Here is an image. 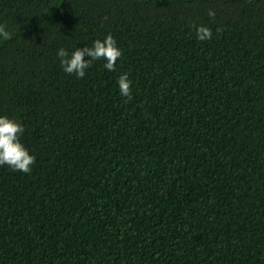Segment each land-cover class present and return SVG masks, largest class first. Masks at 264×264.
<instances>
[{"label": "trees", "instance_id": "obj_1", "mask_svg": "<svg viewBox=\"0 0 264 264\" xmlns=\"http://www.w3.org/2000/svg\"><path fill=\"white\" fill-rule=\"evenodd\" d=\"M0 24L35 157L0 166V264H264V0H0ZM107 33L113 70L63 71Z\"/></svg>", "mask_w": 264, "mask_h": 264}, {"label": "clouds", "instance_id": "obj_2", "mask_svg": "<svg viewBox=\"0 0 264 264\" xmlns=\"http://www.w3.org/2000/svg\"><path fill=\"white\" fill-rule=\"evenodd\" d=\"M209 16H214L212 9L208 10ZM195 34L198 40L205 41L212 37V29L204 24H195ZM11 33L4 24H0V39H9ZM56 55L65 73L74 74L77 78L85 75L86 69L95 60H102L103 67L113 70L117 58L122 55L116 39L107 33L103 38H95L91 44H83L71 50L58 47ZM131 81L127 72H122L117 77V86L121 96L129 97ZM24 131V125L6 114H0V166L7 165L15 171L30 172L35 157L19 139Z\"/></svg>", "mask_w": 264, "mask_h": 264}]
</instances>
